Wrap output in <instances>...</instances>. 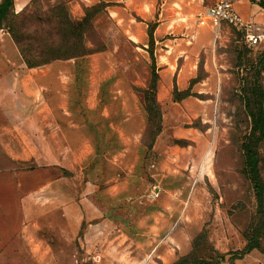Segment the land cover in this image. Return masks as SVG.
Here are the masks:
<instances>
[{"label": "rangeland", "instance_id": "1", "mask_svg": "<svg viewBox=\"0 0 264 264\" xmlns=\"http://www.w3.org/2000/svg\"><path fill=\"white\" fill-rule=\"evenodd\" d=\"M31 1L14 0L13 14ZM94 5L71 0L67 9L77 21ZM99 9L90 32L98 49L88 46L100 51L39 74L0 30V184L22 185L12 199L0 190V264H173L195 244L200 257L229 260L256 212L241 150L250 132L242 88L264 48L225 24L205 33L197 9L167 36L189 56L166 58L155 42L153 62L149 22ZM153 64L162 131L148 151ZM175 85L191 96L175 101ZM223 264H264V254Z\"/></svg>", "mask_w": 264, "mask_h": 264}, {"label": "trees", "instance_id": "2", "mask_svg": "<svg viewBox=\"0 0 264 264\" xmlns=\"http://www.w3.org/2000/svg\"><path fill=\"white\" fill-rule=\"evenodd\" d=\"M71 1V0H70ZM69 0H56L53 6L41 7L42 0H32L21 14L15 15L14 0H0V30L8 29L21 56L28 68L34 73L45 72L41 67L48 66L59 60H79L93 55L99 50L98 44L90 38L95 17L100 13L99 8H107L100 2L91 7H84V17L73 21L68 11ZM264 6V2H261ZM156 25L148 27V52L154 60V31ZM242 34L244 43V34ZM57 39H51L52 36ZM90 43L92 49L88 46ZM246 44V43H245ZM247 46V45H246ZM40 68V69H39ZM243 109L250 119L248 135L245 136L241 150L245 162V174L252 186L256 201L254 219L244 232L246 245L238 252H233L227 260V254L213 251L210 258L200 257L197 253L199 245L195 244L186 256L180 257L173 264H223L226 261H239L253 251L264 254V53L258 63L251 67L244 78L242 88ZM158 74L156 65L152 66V81L144 91L145 110L147 112V127L143 143L151 151L155 140L162 131V112L157 101ZM173 96L179 102L191 96L189 90L179 91L174 86Z\"/></svg>", "mask_w": 264, "mask_h": 264}, {"label": "crops", "instance_id": "3", "mask_svg": "<svg viewBox=\"0 0 264 264\" xmlns=\"http://www.w3.org/2000/svg\"><path fill=\"white\" fill-rule=\"evenodd\" d=\"M81 3L90 6L100 2L106 3L108 10L112 9V16L121 19L125 18L128 12H135L137 16L143 19V23L149 22L156 25L154 31V40L161 45L166 58L172 59L175 56H189L188 49L181 41L177 39H168V35L178 33L180 29L184 30L185 24L181 22L190 17L193 11L201 10L209 0H79ZM215 0H212V4ZM264 0H235V7L243 19L256 26L259 31H264V6L261 5ZM211 4V5H212ZM210 6V5H209ZM153 21V22H152ZM149 27V24H147ZM180 27V28H179ZM204 32L209 31V26L204 28ZM182 46V47H181ZM264 48V44L261 45ZM162 53V52H161ZM14 75H9L14 81L15 72L9 70ZM181 91V90H180ZM185 91V90H183ZM13 174H11V177ZM16 176H19L16 174ZM4 178L0 175V179ZM1 195L3 197H17L18 189L22 187L21 183L13 179L3 181L0 184ZM2 240L0 239V252L3 251ZM250 255V254H249Z\"/></svg>", "mask_w": 264, "mask_h": 264}, {"label": "built area", "instance_id": "4", "mask_svg": "<svg viewBox=\"0 0 264 264\" xmlns=\"http://www.w3.org/2000/svg\"><path fill=\"white\" fill-rule=\"evenodd\" d=\"M195 19L200 27H212L219 30L221 25L236 28L243 32L248 47H259L264 44V31L243 19L235 7V0H215L210 6L197 11ZM96 259V257H94Z\"/></svg>", "mask_w": 264, "mask_h": 264}]
</instances>
